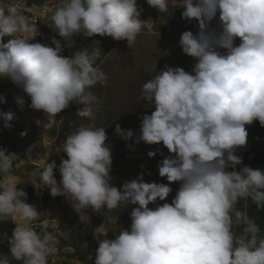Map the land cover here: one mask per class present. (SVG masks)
Masks as SVG:
<instances>
[{"label": "clouds", "instance_id": "9594fccd", "mask_svg": "<svg viewBox=\"0 0 264 264\" xmlns=\"http://www.w3.org/2000/svg\"><path fill=\"white\" fill-rule=\"evenodd\" d=\"M146 3L161 14L170 7V0ZM178 8L183 20L197 25L195 34L186 30L179 38L183 54L195 63L191 72L165 65L142 84L141 100L154 111L140 117L134 139L167 149L169 155L157 167L168 183L144 182L141 174L114 186L108 135L91 122L60 145L67 158L58 166L59 183L57 164L48 159L42 161L40 180L52 197L69 202L82 223L89 220L88 209L98 213L135 205L128 228L98 241L94 264H264V232L248 213L249 200L257 211L264 210V168L242 165L235 154L247 144L246 125L258 121L264 127V0H180ZM26 10V0H0V78L21 89L31 109L42 111L44 128H52L70 103L81 106L76 116L95 121L101 101L90 89L108 82L96 64L104 56L100 41L71 57L61 52L73 47L77 35L134 44L145 26L139 18L142 8L137 0H48L42 14L51 13L47 22L60 38L52 39L54 47L30 42L41 33ZM15 99L24 104L23 96ZM0 115L10 129L14 114ZM114 131L124 141L134 138L133 130L119 124ZM17 160L0 149V222L15 225L7 238L10 257L0 255V264H48L62 233L56 218L47 213L52 219L41 221L45 212L26 202L14 174ZM172 182H179L175 197L158 203L172 192ZM242 201L244 209L238 207Z\"/></svg>", "mask_w": 264, "mask_h": 264}, {"label": "rangeland", "instance_id": "374dc122", "mask_svg": "<svg viewBox=\"0 0 264 264\" xmlns=\"http://www.w3.org/2000/svg\"><path fill=\"white\" fill-rule=\"evenodd\" d=\"M179 2L180 0H170L168 12L161 14L149 6L146 0H137L138 6L142 8L139 18L145 21V26L132 45H127L126 40L116 41L108 36L84 38L77 35L73 37L72 48H63L61 55L71 57L77 49L90 48L93 40L100 41L104 56L98 58L96 64L106 73L108 82L106 86L97 84L90 89L101 101L96 106L95 121L76 116L77 109L81 106L70 103L68 108L56 115L57 122L52 128H44L42 125L46 117L44 118L42 111L31 109L30 100L22 90L10 80L0 78V97H3L5 102H14L16 106L14 118L9 123L11 128L0 127V132L5 136L15 135L18 148L23 152L20 157L22 160L18 159L14 162V164L17 163L14 174L21 181L18 187L24 188L27 193V203L35 204L38 211L45 212L41 221L52 219L47 214L50 213L57 219L62 233L59 235L58 252L54 257L49 258L48 264H85L79 261L74 249L80 246L91 256L89 264H94L98 241L104 238L114 239L119 234L120 228H128L131 223L130 213L135 207V205H125L119 210L107 212L106 209H102L98 213L88 209L86 215L89 220L87 223H82L69 202L66 206L61 205L62 196L52 197L47 188L41 187L38 175L42 171V161L48 159L46 162H56L57 170H54V175L59 183L61 177L58 166L62 158H67L65 153L59 152V147L64 139L81 124L91 122L96 127H105L111 147L110 175L114 186L119 188L123 182L135 179L141 174L144 182L162 183L164 181V178L159 176L156 166L169 155L167 149L162 144L134 143V139L139 136L140 117L144 114L150 115L154 111L151 106L145 107L146 102L141 100L142 84L152 78L156 72L162 71L165 65L182 67L185 71L191 72L195 63L194 58L183 54L179 46V38L186 30L195 34L198 30L197 25L194 20L188 22L181 18L183 9L178 8ZM37 26L41 33L38 36L39 39L50 43L54 37L60 39L53 28H51L52 35L48 37L45 27L40 25L39 20ZM211 27H217V20L211 22ZM61 43L63 46L64 42L61 41ZM20 96L24 98L23 105L16 103L15 98ZM37 121H41V124H37ZM117 124L122 129L133 130L134 138L124 141L116 135L114 129ZM249 128L250 125H246L247 144L237 149L235 154L238 156H241L240 153L243 150H260L262 147L258 138L249 137ZM21 132H26V135L21 136ZM10 138L14 139V137ZM2 149L6 151V154L9 153L4 147ZM157 149H159L158 152ZM149 151L157 152V154L149 158L147 156ZM242 165L237 166L236 170H239ZM250 167L256 169V167ZM167 201L171 203L168 199ZM164 202L161 201L160 204ZM248 203L251 204V200ZM243 206L245 205L242 201L238 207L244 209ZM149 207H155V205L150 204ZM14 227L11 221L0 222V255L10 257L7 238L11 237ZM48 230L53 231L51 227ZM98 231H108V233L104 236ZM11 264H21V262L11 260Z\"/></svg>", "mask_w": 264, "mask_h": 264}, {"label": "crops", "instance_id": "0c3cea01", "mask_svg": "<svg viewBox=\"0 0 264 264\" xmlns=\"http://www.w3.org/2000/svg\"><path fill=\"white\" fill-rule=\"evenodd\" d=\"M47 2H48V0H26L27 10H26L25 14L27 16H29L30 18H35V19H37V21L39 20L40 25L45 27L44 30L47 31V35H48V37H50L52 35V29H51L52 27L50 26V22H47V19H48V17H50L51 13L48 14V16H44L42 14V5H44ZM42 19H44L43 22H42ZM7 39H8V37L4 38V40L6 42H7ZM33 42H40L42 44H47L48 46L54 47V45L52 43L45 42V40H41V39H39V37L36 40H34ZM235 43L237 45L239 44L238 38L235 41ZM15 108H16V106H15L14 102L13 103L12 102L0 103V114L8 113V112L14 113ZM9 123H11V121H9ZM0 127H2L3 129L5 127L2 115H0ZM10 137H14V139L12 140ZM2 147H4L7 151H9V153L16 154L18 156V159H20V161L22 160L20 157L23 155V152L20 150V148H18L17 141L15 140V135L5 136L4 134H2L0 132V149H2ZM14 162H16V161H14ZM157 166H156V168L158 169ZM155 171L157 172V170H155ZM38 177L40 178L39 175H38ZM162 183H168L166 178H164V181H162ZM40 184H41V187H43L42 182ZM169 186L172 188V192L166 198L165 202H168L167 199L171 202L172 199L175 197V194L179 188V182H172ZM160 202L161 201H159L158 203H160ZM74 249L76 251V255L78 258H79L78 252H83L84 256L87 258V262H85V264H89V258L91 257L89 255V253H87L86 250H84L82 248V246H80L79 248H74ZM79 261L82 262L81 259H79Z\"/></svg>", "mask_w": 264, "mask_h": 264}, {"label": "trees", "instance_id": "16d2710c", "mask_svg": "<svg viewBox=\"0 0 264 264\" xmlns=\"http://www.w3.org/2000/svg\"><path fill=\"white\" fill-rule=\"evenodd\" d=\"M4 42H6L4 40ZM249 137L258 138L262 147L260 150H243L240 154L242 157V164L250 165L252 167L264 168V127H261L258 121H254L249 128ZM249 216L256 219L257 224L260 226L262 232H264V210L257 211L256 205L251 202V206L248 209ZM79 259L83 263L87 262V258L84 256L83 252H78Z\"/></svg>", "mask_w": 264, "mask_h": 264}, {"label": "built area", "instance_id": "2783aa9c", "mask_svg": "<svg viewBox=\"0 0 264 264\" xmlns=\"http://www.w3.org/2000/svg\"><path fill=\"white\" fill-rule=\"evenodd\" d=\"M60 204L63 205V206H66L68 204V201L62 196L60 198Z\"/></svg>", "mask_w": 264, "mask_h": 264}]
</instances>
